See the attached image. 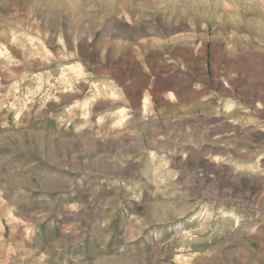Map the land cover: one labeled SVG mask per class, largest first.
<instances>
[{
  "label": "rangeland",
  "instance_id": "1",
  "mask_svg": "<svg viewBox=\"0 0 264 264\" xmlns=\"http://www.w3.org/2000/svg\"><path fill=\"white\" fill-rule=\"evenodd\" d=\"M232 1L0 0V264H264V0Z\"/></svg>",
  "mask_w": 264,
  "mask_h": 264
},
{
  "label": "bare ground",
  "instance_id": "2",
  "mask_svg": "<svg viewBox=\"0 0 264 264\" xmlns=\"http://www.w3.org/2000/svg\"><path fill=\"white\" fill-rule=\"evenodd\" d=\"M219 5H221V7H224L226 10L230 11L233 10L232 7H235L234 4H236L235 2H233L232 0H220V2H217ZM233 5V6H232ZM232 6V7H231ZM262 7L264 8V3L262 5Z\"/></svg>",
  "mask_w": 264,
  "mask_h": 264
}]
</instances>
